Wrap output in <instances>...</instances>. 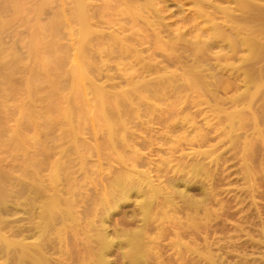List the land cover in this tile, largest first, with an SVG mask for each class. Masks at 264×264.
<instances>
[{"label": "rangeland", "instance_id": "obj_1", "mask_svg": "<svg viewBox=\"0 0 264 264\" xmlns=\"http://www.w3.org/2000/svg\"><path fill=\"white\" fill-rule=\"evenodd\" d=\"M87 1H90L88 2L91 8V10L89 9L90 14L95 17L103 14L104 17L102 18L100 16V18L97 16V19L95 18V24L91 26L92 30L90 28L89 31L91 33L81 34L80 25H78V22L74 19V16H72L76 12V6L73 0H0V30L4 28L0 31V66L3 65L0 67L2 68L0 69V72H2L0 73V96L3 94L2 97H0V111L2 109L8 114L5 113V122L2 121V123H5V126L3 124L0 126V141L2 140L0 142V175L3 174L1 176L0 192L4 190L2 194H4L3 192L6 194L5 189L12 191H8L10 192L8 193L9 196L6 197L7 199L5 198V200H3L4 202L0 198V217L6 222L14 218L16 220L20 219L17 225L25 226V228L31 226L33 223L31 214L25 212L24 207L21 205L17 211L12 210L11 206L16 202L20 204L21 202H26L28 198L26 195L30 194L28 190L31 186L36 185L34 182L36 181V183H38L42 178V180L47 182L53 173L54 166H59L60 171H62L60 172L61 175L66 174L65 176L63 175V177L61 176L62 178L59 182V186L61 185V190L73 192L77 201L75 206L80 212L78 229L76 232L69 230V239L66 237L67 240H65L63 248H65L67 252L70 251L69 254L73 257L70 263L80 264L78 256H81L85 252L83 245L86 239L83 237H86L85 233L92 228V223L94 226H100L102 223L107 225L108 233L111 237H116V232L122 233L124 230L136 229L143 224L139 210L140 201L144 198L142 193L139 194L137 191H133L127 201H119V206H115V203H113V205L115 204L114 206L110 204L108 209L101 202L105 193L112 188L111 180L117 173L125 168V162L118 159V153L123 154V157L125 156L124 160L127 161L126 159H128L129 152H132L137 146V149H135L138 151L140 150L139 154L142 157L139 159V166L137 169L141 172L148 173L153 180V184L160 185L161 188L168 185L164 177H158L162 171H165L164 175L167 176V178H173L178 182L176 189L185 190V194L191 195L187 197L184 196L183 198L177 193L176 196H174L175 194L172 193L173 191L168 187L166 190L170 191L171 195H173L171 196L172 201L174 199L173 203L177 201V205H181L183 201L185 204L193 203L195 200L196 202L200 200L199 202L201 203L203 199L205 202L208 201L207 204L205 202H203V204L198 202L199 209L197 213L195 209L188 210L180 207L178 210L169 212L173 215V220L167 223V229L164 233L159 229L157 230L161 221V215H159L156 221L151 220L152 222L148 226L149 230L147 231L150 234H148L149 236L147 235L150 237V240L149 238H145V245L152 249L145 256L144 264H209V258H211L212 255L214 256H212V258L218 260L216 264H241L242 262H239V260H245L243 262L244 264H264V59L261 60L264 56L257 57L260 59L259 61L254 56L249 58V50H246V47L243 48V46L240 45H237L236 49L234 48L235 51L232 50L231 53V50H229L230 47L226 45L227 43H222V45L219 44L214 46L209 54L196 59L193 57L190 50L182 51L178 49L175 52L169 48L162 49L159 46L162 42H158L155 37H151L147 40L141 39L140 42H135L131 37L133 33L132 29L133 31L136 29L133 28L134 21L131 19V14L123 9L122 0ZM205 1L207 3L211 1L213 5H208L204 11H198L194 0L158 1L159 7L164 8L161 14L166 17L165 26L169 27L167 28L169 32L176 30L175 32L173 31V33H176L180 30L182 33H186L187 38L190 39L195 34L204 31L206 32V35L203 34L204 39L215 32H222L223 30L229 32V30L232 31L231 27H239L238 29L241 30V34H239L240 37L244 36L243 33L245 31L252 29L253 32L247 31L248 34L250 32L251 35L252 33L254 34V32L257 34L259 33V36L255 33L252 39L254 38L253 40L258 42L263 41L262 43H264V11L259 8L261 7L264 10V0H251L253 1V4H251L253 6L248 9L242 8L234 1ZM256 3H258L259 6L256 5ZM106 5L108 7H106ZM113 6L114 8H110ZM121 7L122 9H120ZM257 9H259V11ZM255 10L256 12H254ZM17 11L18 13L19 11L23 12L24 15L21 12L17 14ZM64 11L65 14H63ZM246 11L250 12H247L248 15L250 14L249 16L246 15ZM257 11L260 13L258 14ZM197 12H202V14H198ZM227 14L235 16L234 20L233 17L230 18ZM15 15H20V18L18 16L15 17ZM21 15L23 17H21ZM243 15H245L244 19ZM250 16L252 19L249 18ZM57 17L62 20L65 19L66 23L63 21L64 24L61 21L62 24H60V19ZM256 17L259 18L257 19ZM239 18L241 19L239 20ZM247 18L248 20L250 19V24L244 21ZM53 20H57L60 27L57 26V33L48 36L46 41L48 40V43L51 44L55 42V47L58 46L59 48L44 51L45 53L48 52L46 56L44 52L38 56L33 50L45 48V44L41 42L44 40L41 39L38 32L40 28L43 29L46 28V26H50L52 24L50 22H54ZM75 23L78 26H76ZM135 23L137 24L136 27L143 26L142 19ZM63 24L64 26H62ZM34 31L36 32L34 33ZM115 34H119L122 38L126 39H124L125 42L127 41L126 44L133 48L131 53L125 54L121 49L117 50L119 47H115L111 50V47H109L110 41L107 39L109 35V37H111V35L113 36ZM54 36L56 37L54 38ZM168 39V37L163 38L164 41ZM38 40H40L42 44H40ZM105 43L108 44L107 47ZM235 44H238V42L236 41ZM62 45L64 46L62 47L64 50L67 49L66 51L60 48ZM79 46H82L81 50L84 51V54H82L83 51L81 52L79 50ZM34 47L35 49H33ZM104 48H106V50L107 48L110 49L111 53L110 51L103 52ZM57 49L58 51L62 49V52H57ZM79 51L80 53H78ZM107 52L109 54H107ZM35 54L36 56H34ZM80 54H82V56ZM88 54H90V56ZM40 56L44 58L39 60ZM86 56L89 60H87ZM247 56L249 59L246 58ZM61 58L66 60L64 64ZM80 59L83 67L86 65L83 71L87 73V79L84 81L86 85L80 84L79 86V83L77 85L75 82L76 77L71 72L74 69L82 67ZM86 61L89 66L85 63ZM202 63H204V65ZM253 64L255 66H253ZM58 65L60 66L58 67ZM153 65H155V67L166 66L168 72H165L166 68L161 70L163 73L165 72L166 75H171L173 74L171 72L175 71L174 73L176 74H185L186 76V71H192L197 65V68L200 66L202 68L203 66H208L209 73L213 77L210 75L211 77L207 79L214 80L212 89V91H215L214 94L212 93L214 96L211 94L208 96L209 98L204 97L205 95L199 98V95L189 88L183 90L180 97H175L174 95L169 96L166 100H163L161 104V108H163L164 112L159 115L158 119L153 116V120H150L151 122L147 124L149 126L147 129L143 126V129L146 130L143 134H141L139 130V122L142 120L147 121L149 116H144L142 115L143 112H141L140 117H134V114L137 113V107H129L131 112L130 110L128 111L131 114L136 111L131 115L132 124L134 126L130 125L131 128L128 130L131 131L130 133L133 132L134 136L136 135L133 147L136 146L134 148L131 147V151L129 149V151H124V147L121 146L122 143H120V147H117L116 151L111 149L102 150L103 145L106 144L109 139V135L105 130H99L96 133L90 132L92 129H90L91 126L89 128V125L94 124L91 122L89 124L87 123L88 121L85 120H87V113L90 112L91 107L84 108L83 102L77 100L78 98L76 96L73 98H75L79 104L73 101L75 102L73 104L74 108L77 105L76 108L82 111L80 112V110L78 111L75 108L76 113L74 112V114L81 115L74 116V114L71 113L74 109L69 111L68 114L62 111L68 107L69 102L66 101V99L69 98V96L75 95L76 92H78L79 95L81 90L79 88L87 87L90 90L88 94L91 99L88 98L90 101L92 100L91 104H93L95 102L92 98H95L94 95L98 89V87L92 88L93 84L103 86L104 88L106 87L107 90L117 83H125V85H121V87H126V80L130 75L134 76ZM48 66L52 67L49 68ZM4 67H7L4 69L5 71L3 70ZM252 67L256 68L254 69ZM27 69L29 73H27ZM59 70L62 71L63 74ZM55 74L56 77L54 76ZM153 75L149 74L147 76H158L156 74ZM32 80H35V84H33ZM182 83L187 84L185 81ZM35 85L40 87L37 88ZM33 89L34 91L31 92ZM118 89L121 90L122 88L117 86L116 90L111 91L118 92ZM8 93H10V95ZM244 93L247 95H244ZM11 95L13 96L9 98ZM5 97H8V99ZM63 97L65 99H61ZM57 101L58 103H62L61 101H63V105L66 103L65 107L61 104L63 109L58 107L62 109L60 114H58L59 111L55 109L59 105L57 104L54 107ZM19 102L21 104H19ZM81 106L82 109L80 108ZM33 108L35 110L37 109L36 113ZM55 110L57 112L52 113V111L55 112ZM4 112L1 111L0 113L4 114ZM240 112L241 116L234 115ZM158 113L160 112L155 114L158 115ZM61 114L64 115V118L66 116L65 119H67V121L62 118ZM37 115H39V118H37ZM0 116L3 115L1 114ZM51 116H56L58 120L55 119L56 117L52 118ZM73 117H75V121ZM40 118L41 120L51 118L48 120L51 123L46 121L45 123H48L46 127L43 120L42 123H38L41 122ZM0 119H3V117ZM28 119L32 120L33 122H31L33 125L37 127L30 123V125L28 123L27 125L23 124V122L26 123ZM38 119L40 121L36 122ZM52 119L53 121L55 119L53 123L51 121ZM77 119H80L81 122ZM82 121H84L85 124ZM35 122L38 123L39 126L42 124L45 126L43 127L42 125L43 128L40 127L41 130H39V126ZM49 123L51 126H49ZM81 123L84 124L81 125L82 128H84L83 130L82 128H78L81 127L79 126ZM169 123L172 124L170 128L168 127ZM234 124H236V126ZM237 124H239V126L240 124L243 125L239 127ZM2 126L4 128H2ZM29 126L30 128H28ZM235 127L239 129L237 128L236 130ZM21 128L25 129L22 130ZM72 128H74V133H76V135L68 133L67 129L70 130ZM77 128L81 130H76ZM19 129L22 132L24 131L22 135H27V138L22 135L19 136L21 133H19ZM44 129L45 131L43 132ZM34 130H36L38 134L36 131L34 133ZM64 131H67L65 133L69 134V138L66 136L68 134H63ZM13 132L16 133V135ZM2 133L4 134L2 135ZM12 135H15V138L17 136L19 139L17 140L20 141V144L15 142L17 140H14ZM21 136L24 141V138H26V140L28 139L29 142L26 141V144L27 142L31 144V138H34V136L36 139L34 141L32 139L33 144H28V147L31 146L28 148L25 143H23L24 141L21 139ZM2 137L6 139L3 140ZM11 137L14 140H12L14 145L11 144ZM72 137L74 138L72 139ZM65 138L67 139L65 140ZM131 139L133 140L134 138ZM8 141L10 142L8 145L13 146L10 147L6 145L5 142L8 143ZM17 144L18 147H16ZM140 144H146L145 148H140ZM86 145L88 148H86ZM249 150H251V152H249ZM61 163H63V166ZM194 166H200L202 170V172H200L201 176L200 174L194 176L193 170L197 168ZM31 167L35 172L30 170ZM36 167L38 168L35 169ZM24 169L30 171H24ZM38 171H40V173ZM26 173H31L30 175L32 176L30 177L33 180L30 177H24ZM67 176L70 177V181L68 182L65 179ZM22 177L25 178V180ZM28 178H30L32 182ZM3 179L4 181H2ZM183 180L187 182L189 180V187ZM69 182L75 183V186H73L74 184L70 186L68 184ZM26 186H28L29 189ZM144 187L145 190L148 188L146 186ZM2 194L0 193V195ZM211 198L212 201H210ZM38 199L36 203L41 200V198L40 200ZM5 202L8 204L6 205ZM5 205L6 208L9 207L11 211L6 210ZM38 205L39 203L37 204V210H39ZM109 208L112 210L111 212ZM213 208L217 209L214 210ZM106 211H109L111 214H109V212L106 213ZM226 211H228V214H226ZM186 214H189L188 217H190L188 218ZM204 214H207V216ZM214 214L215 216H213ZM4 217L7 220L4 219ZM197 218L199 220L200 218L203 219L198 221ZM194 221H196L197 224L200 222L203 227H200L199 224L198 226L200 228L197 225H195L194 228ZM184 225H188L191 233L189 234L190 236L188 233L179 234V230H181L180 226ZM186 226L184 227L185 229ZM196 227H198L199 230ZM8 230L6 227L2 230L5 232L1 231L0 234L5 236L9 234L10 236L12 230ZM158 232H160V236ZM182 234L185 236L181 237ZM157 235L160 237L158 240ZM153 237L156 238V240ZM192 237L195 240H193ZM196 237L199 239H196ZM152 238L154 239L153 241ZM179 241L188 246V248L185 249L187 251L189 250L188 252L178 247ZM93 246L94 244L90 245V247ZM121 252L122 250L116 247L115 251L109 254L108 257L111 264L130 263L128 259L123 260V254H121ZM183 252L186 254V257L184 255L183 257L181 256L184 254ZM57 256L59 257L58 254L56 257ZM221 256H223V258ZM184 258L185 260L182 261ZM220 258L224 259V262ZM3 260L4 258L0 260V264H4L3 262L5 260ZM219 260L220 262L222 261V263H220Z\"/></svg>", "mask_w": 264, "mask_h": 264}, {"label": "bare ground", "instance_id": "obj_2", "mask_svg": "<svg viewBox=\"0 0 264 264\" xmlns=\"http://www.w3.org/2000/svg\"><path fill=\"white\" fill-rule=\"evenodd\" d=\"M121 1V0H120ZM160 0H122L123 2V9L125 11H127V13H130L131 14V19L134 21V26L133 28L135 29L133 31L132 29V40L133 41H137V42H140L141 39L142 40H147V39H150L151 37H155L157 38L158 42H162L160 43V47L163 49V48H169L170 50H173V51H177L178 49L182 50V51H187V50H190L193 57H195L196 59L198 57H203L204 55H207L209 54V52H211V49L216 46V45H219L222 43H227L226 45H228V47H230L229 50H231V53H232V50H234V48L236 49V46L237 45H240V46H243L246 47L247 49L246 50H249V58L251 56H254L256 57V59H258V61L260 60L259 56H264V43L262 42H258L256 40H253L252 37L253 35L256 33L254 32V34L252 33L251 35V32L248 34L249 31H252L253 30H247L245 31L243 34L244 36H241L239 34L240 33V29H238L239 27L237 28H232V31L229 30V32H225L224 30L222 32H215L213 34H210L208 37H205L203 39V34L206 35V32L202 31L201 33H198V34H195L194 36H192L190 39L187 38V34L186 33H182L180 30H178L176 33H173V31H170L169 32V27L165 26V15H162L161 12L164 11V8L162 7H159V2ZM208 1V0H207ZM220 1V0H219ZM223 1V0H222ZM224 1H234V2H237L239 4V6H241L242 8H245V9H248L250 7H252L253 5V1L251 0H224ZM257 1V0H255ZM254 1V2H255ZM21 2V1H20ZM75 6H76V12L74 15V19L78 22V25H80V33L81 34H88V32L90 31V28L92 30V25L95 24V18L97 16H101L102 18L104 17L103 14L102 15H97L96 17L92 14L89 13V9L91 10L90 6H89V3L90 1H87V0H73ZM121 2V3H122ZM211 2V1H209ZM207 3L205 0H194V3L196 4L195 6H197V9L198 11H204L205 8L208 6V5H211V3ZM259 2V1H258ZM22 3V2H21ZM114 3V2H113ZM260 3V2H259ZM264 3V2H263ZM25 4V2H24ZM213 5V4H212ZM217 5V4H216ZM219 5V4H218ZM256 5H258V3H256ZM111 6V5H109ZM215 6V4H214ZM237 6V5H236ZM255 6V5H254ZM259 6V5H258ZM106 7H108L106 5ZM122 7L120 9H122ZM167 7V6H166ZM221 7V6H220ZM256 7V6H255ZM16 8V7H15ZM110 8H114L113 7H110ZM228 8V7H227ZM236 8V7H235ZM262 11H264L261 7H259ZM19 9V7H18ZM93 9V8H92ZM226 9V8H225ZM239 9V8H238ZM237 9V10H238ZM254 9V8H253ZM17 10V9H16ZM65 10V9H63ZM123 10V11H124ZM228 10V9H227ZM259 11V9H257ZM260 10V11H261ZM75 11V9H74ZM243 11V10H242ZM257 11V12H258ZM21 11H19L20 13ZM24 12V10H23ZM23 12H21L23 14ZM119 12V10H118ZM122 12V11H121ZM232 12V11H231ZM248 13H250L249 11H246V15L249 16ZM256 12V10L254 11ZM18 11H17V14H19ZM25 13V12H24ZM61 13V12H60ZM94 13V12H93ZM124 13V12H123ZM198 14H202V12H197ZM229 13V12H228ZM243 13V12H242ZM260 12H258L259 14ZM26 14V13H25ZM65 14V11L64 13ZM97 14V13H96ZM196 14V15H198ZM257 14V13H256ZM263 14V13H261ZM24 15V14H23ZM195 15V16H196ZM228 16L233 17V20H234V17L235 16H231V14H227ZM264 15V14H263ZM16 16H20V15H15ZM259 16V15H258ZM21 17H23L21 15ZM100 17V18H101ZM238 17H241V16H238ZM260 17V16H259ZM259 17H256L257 19ZM20 18V17H19ZM58 18V17H57ZM56 18V19H57ZM245 18V15H243V19ZM250 19L251 16L249 17ZM263 18V17H262ZM60 19V18H58ZM57 19V20H58ZM97 19V18H96ZM99 19V18H98ZM143 20V26H138L136 27V21H139V20ZM194 19V18H193ZM241 18H239L240 20ZM250 19L248 20V18L246 20H244L245 22H247L248 24ZM57 20H53L54 22H50L52 23L50 26H46V28H43L41 29L40 28V31L38 32L41 39H43L44 41H41L42 43L45 44V48L44 49H36V50H33L35 49V47L32 49L34 51V53H36L38 56L42 54V52L44 51H47V50H54L55 48H59L58 46L55 47V42L54 44L52 43H48V40L46 41L47 37L50 36L51 34H55L57 33V29L59 26ZM262 20V19H261ZM59 21V20H58ZM61 21H65L66 23V20H62L60 19L59 23H61ZM243 21V20H242ZM252 21V20H251ZM100 22V21H98ZM97 22V23H98ZM229 22V21H228ZM231 22V21H230ZM238 22V21H237ZM244 22V23H245ZM64 23V22H63ZM64 23V24H65ZM233 23V22H231ZM246 23V24H247ZM260 23V22H259ZM58 24V25H57ZM64 24L62 26H64ZM76 24V23H75ZM243 24V23H241ZM247 24V25H248ZM70 25V24H69ZM76 24V26H78ZM1 26V25H0ZM42 26V24H41ZM259 26V24H258ZM261 26V25H260ZM60 27V26H59ZM264 27V26H263ZM62 28V27H61ZM60 28V29H61ZM244 28V27H243ZM241 28V29H243ZM255 28V27H254ZM2 29V28H1ZM4 29V28H3ZM2 29V30H3ZM94 29V28H93ZM171 29V28H170ZM0 30V31H2ZM246 30V29H245ZM61 31V30H60ZM78 31V30H77ZM176 31V30H175ZM174 31V32H175ZM201 31V30H200ZM255 31V30H254ZM36 31H34L35 33ZM94 32V31H93ZM150 32V33H148ZM258 32V31H257ZM36 33V34H38ZM91 33V32H89ZM167 35H166V34ZM227 33V34H226ZM246 33V35H245ZM263 33V32H262ZM78 34V33H77ZM165 34V35H164ZM257 34V33H256ZM259 34V33H258ZM257 34V35H258ZM262 35V34H260ZM53 36V35H52ZM57 36V35H56ZM54 36V38L56 37ZM80 36V35H78ZM82 36V35H81ZM110 36V35H109ZM108 36V41H110L109 43V47H111V50H113L115 47H119L117 50H120L125 53V54H129L133 51V48L129 45L126 44L125 42V38H122L119 34H115V35H111V37ZM259 36V35H258ZM32 37V36H31ZM37 37V36H36ZM35 37V38H36ZM60 37V36H59ZM86 37V35H85ZM129 37V38H131ZM165 37H168L169 39L167 41H164L163 38ZM235 37V38H233ZM87 38V37H86ZM107 38V37H106ZM264 38V36H263ZM97 39V38H96ZM125 39V40H124ZM32 40H33V37H32ZM261 40V39H260ZM39 43H40V40H38ZM55 41V40H54ZM60 41V40H59ZM103 41V40H102ZM164 41V42H163ZM238 42V44H235V42ZM32 42V41H31ZM78 42V41H77ZM104 42V41H103ZM234 42V44H233ZM34 43V42H33ZM32 43V44H33ZM40 43V44H42ZM31 44V45H32ZM84 44V43H83ZM106 44V43H105ZM58 45V44H57ZM108 44H106V47H107ZM44 46V45H43ZM78 46V45H76ZM90 46V45H89ZM39 47V46H38ZM64 47L63 45L60 47L62 48ZM79 50L82 52L83 50L82 49V46H79ZM85 47V45H84ZM66 48V47H65ZM86 48V47H85ZM63 49V48H62ZM61 49V50H62ZM58 51L57 49V52H62V51ZM67 49H63V51H66ZM88 50V48H87ZM91 50V49H89ZM80 51L78 53H80ZM106 52V51H110V49L107 48H104L103 52ZM115 52V51H114ZM45 53V52H44ZM43 53V54H44ZM48 53V52H46ZM46 53H45V56H46ZM56 53V52H55ZM88 53V52H87ZM90 53V52H89ZM111 53V51H110ZM248 53V52H247ZM36 54L34 56H36ZM77 54V53H76ZM75 54V56H76ZM84 54V51L83 53ZM82 54H80L82 56ZM107 54H109L107 52ZM65 55V53H64ZM63 55V56H64ZM86 55V54H85ZM90 56V54H88ZM32 56V55H31ZM32 56V57H34ZM44 56V55H42ZM44 56V57H45ZM62 56V54H61ZM80 56V58H81ZM43 57V58H44ZM66 57V56H65ZM65 57H63L64 59H66ZM74 57V55H73ZM253 57V58H254ZM35 58V57H34ZM41 58V56L39 57V60L40 59H43ZM87 58V56H86ZM248 58V56L246 57ZM248 58V59H249ZM62 59V58H61ZM62 59L64 62H62L63 64L65 63L66 60ZM82 59V58H81ZM81 59H80V62H81ZM84 59V58H83ZM246 59V60H248ZM252 59V58H251ZM250 59V60H251ZM264 59L263 57L261 58V60ZM87 60H89L87 58ZM245 60V59H244ZM47 61V59H46ZM252 61V60H251ZM1 62V61H0ZM44 62V61H43ZM202 62V61H201ZM48 63V62H47ZM60 63V61H59ZM58 63V64H59ZM61 63V64H62ZM87 63V61L85 62ZM84 63V64H85ZM205 63V61H204ZM204 63H202L204 65ZM4 64V63H2ZM44 64V63H43ZM51 64V62H50ZM251 64V63H250ZM257 64V63H255ZM47 65V64H46ZM88 65V63H87ZM202 65V66H203ZM3 66V65H1ZM0 66V67H1ZM60 65H58L59 67ZM81 66L80 68L78 69H74L71 73L74 74V76L76 77V83L78 85L79 83V86L80 84L81 85H86L84 83L86 76H87V73H85V71H83V69H85V67H83L82 65V62H81ZM89 66V65H88ZM198 66V65H197ZM194 67L192 71H189V74H188V71H186L187 73V76L184 74H176L174 72H171L173 74L171 75H166L165 72H168L167 71V67L166 66H163V67H155V65L149 67L148 69H144V71H141L139 72L138 74L134 75V76H129V78L126 80V87H121V85H125V83L121 84V83H117L116 85H112L111 88H109V90L106 89V87L104 88L103 86H99V85H96V84H93L92 85V88L93 87H98L97 89V92L95 93V98H92L94 99L93 101L95 103L91 104L92 100L90 101V97H89V92L90 90L87 88V87H82V88H79L81 89L80 92H79V95H78V92L75 93V95L73 96H69V98L66 99V101L69 102L68 104V107L64 110L62 108V103H64L63 101H61L62 103H55L54 104V107L58 104L59 106H57V108H55L57 111H59L58 114H60L61 110L64 111L65 113L68 114L69 111L73 110L71 113L74 114V112L76 113V106L74 108V103L73 101H76L75 98H73L74 96H76L78 99L77 100H81L82 104L84 105L83 107L84 108H90V112L87 113V117L85 121H88L87 123L90 124L93 123L94 125H89V128L91 126L90 129H92L90 132L92 133H96L97 131L101 130H105L108 135H109V139L107 141L106 144L103 145L102 147V150L103 149H111V150H115L117 149V147H120V143H122V147H124V151H127L128 149L130 150L131 147H133V145L135 144L134 140H135V136L132 133H130L131 131H128L130 130L129 128H131V126H134L132 124V118H131V115H133L136 111L137 113L136 116L134 114V117H140L141 115V112H143L142 115L144 116H149V119H147V121H144L142 120L141 122H139V130L141 132V134H143V132H146V130L143 129V126H145L144 128H148L149 126L147 124H149V122H151L150 120H153V116L154 117H157V119L159 118V115L161 113L164 112L163 108H161V104H162V101L163 100H166L169 96L171 95H174L175 97H180L181 94H182V91L183 90H186V89H191L193 91H195L198 95H199V98H202V96L204 97H208L209 95H211L212 93L214 94L215 91H212L213 89V82L214 80H209L207 78H210L212 75L209 73V67L208 66H203V68L199 67L197 68ZM253 66H255L253 64ZM49 67V66H48ZM52 67V66H51ZM49 67V68H51ZM250 67V66H249ZM7 68V67H4L3 70ZM48 68V69H49ZM62 68V67H61ZM165 72L163 73V71H161L162 69H165ZM252 68H256V67H252ZM2 69V68H0ZM60 69V68H58ZM66 69V68H65ZM89 69V68H88ZM253 69V70H254ZM155 70V72H154ZM5 71V70H4ZM27 73L28 72V69L26 70ZM60 71V70H59ZM258 71V70H257ZM33 72V71H32ZM37 72V71H36ZM50 72V70H49ZM62 73V71H60ZM67 72V71H66ZM136 72V71H135ZM151 72V73H150ZM162 72V73H161ZM208 72V74H207ZM255 72V71H254ZM261 72V71H260ZM2 73V72H0ZM48 73V72H47ZM35 74V73H34ZM37 74V73H36ZM63 74V73H62ZM72 74V75H73ZM153 75V74H156L158 76L156 77H150V76H147V75ZM262 74V73H261ZM29 75V74H28ZM61 75V74H60ZM211 75V76H210ZM255 75V74H254ZM33 76V75H32ZM52 76V75H51ZM56 77V74L54 75ZM58 76V75H57ZM154 76V75H153ZM209 76V77H208ZM262 76V75H261ZM148 77V78H147ZM150 77V78H149ZM213 77V76H212ZM32 78V77H31ZM54 78V77H53ZM253 78V77H252ZM258 78V77H257ZM35 79V78H34ZM56 79V78H55ZM188 79V80H187ZM260 79V78H259ZM258 79V80H259ZM37 80V79H36ZM33 81V80H32ZM31 81V82H32ZM35 81V80H34ZM33 81V84H35ZM185 81L187 82V84H183L182 82ZM257 81V79H256ZM264 81V80H263ZM37 82V81H36ZM74 83V82H73ZM256 83V82H255ZM38 85V84H37ZM36 86V85H35ZM78 86V87H79ZM117 86H120V88H122L121 90H119L118 92H113L111 90H116ZM37 87V86H36ZM40 87V86H39ZM37 87V88H39ZM77 88V87H76ZM91 88V89H92ZM32 89V88H31ZM248 89V88H246ZM4 91V90H3ZM26 91V90H24ZM34 91L31 90V92ZM38 91V90H36ZM93 91V90H92ZM246 91V90H245ZM2 92V91H1ZM248 92V91H247ZM3 93V92H2ZM6 93V92H5ZM11 93V91H10ZM10 93H8L10 95ZM94 93V91H93ZM243 93V92H242ZM13 94V93H12ZM32 94V93H31ZM212 94V95H213ZM246 93H244L245 95ZM3 95V94H2ZM2 95L0 97H2ZM69 95V94H68ZM67 95V96H68ZM247 95V94H246ZM13 95L9 96L12 97ZM93 96V97H94ZM214 96V95H213ZM90 99H89V98ZM4 98V97H3ZM2 98V99H3ZM8 99V97H5ZM66 98V96H65ZM64 97L61 98V99H65ZM209 98V97H208ZM6 100V99H4ZM201 100V99H200ZM65 101V102H66ZM73 102V103H72ZM3 103V102H2ZM78 102L76 101V104ZM19 104H21L19 102ZM62 104V105H61ZM79 104V103H78ZM18 105V104H17ZM66 103L63 105L65 107ZM2 106V105H1ZM137 107V110L135 111L134 109V113L132 112V114L130 113L131 112V109H129V107ZM21 107V106H20ZM34 107V106H33ZM50 107V106H49ZM52 107V106H51ZM53 107V108H54ZM61 107L62 109H59ZM30 108V107H29ZM82 109V106L80 107ZM127 108V109H126ZM143 108V109H141ZM34 109V108H33ZM50 109V108H48ZM59 109V110H58ZM77 109V108H76ZM35 110V109H34ZM52 110V109H51ZM55 110V112L52 111V113H56L57 111ZM78 111L80 109H77ZM86 110V109H85ZM130 110V112L128 111ZM132 110V111H133ZM143 110V111H142ZM1 111L4 112V110L1 109ZM0 111V112H1ZM6 111V110H5ZM37 109L35 110V113H36ZM82 110H80L81 112ZM44 112V111H43ZM47 112V111H46ZM51 112V111H50ZM63 112V113H64ZM124 112V113H123ZM157 112H160L158 113V115H156L155 113ZM5 113H0V115L2 114L3 116H0L3 117V119H0L1 120V124L0 126L3 124L5 126V123H2V121H4V116H5ZM62 113V114H63ZM7 114V113H6ZM26 114V113H25ZM57 114V115H58ZM61 114V115H62ZM83 114V113H82ZM8 115V114H7ZM27 115V114H26ZM33 115V114H31ZM75 115H78V114H74ZM81 115V114H80ZM78 115V116H80ZM234 115H240L241 116V112L240 113H236ZM36 116V115H35ZM39 118V115H37ZM64 115H62V118L65 119L63 117ZM238 116V117H240ZM52 117V116H51ZM56 116H53L52 118H55ZM71 117V116H70ZM85 117V116H84ZM237 117V116H236ZM8 118V117H7ZM36 118V119H37ZM42 118V117H41ZM40 118V120H41ZM59 118V117H58ZM75 117H73V120H74ZM151 118V119H150ZM31 119H32V116H31ZM51 118L49 119H42L44 122V124L46 125L47 127V124L45 123L46 121L50 120ZM56 120L57 117L55 118ZM54 119V121H55ZM232 119V118H231ZM7 120V119H6ZM34 120H35V117H34ZM39 119L36 121H40ZM42 120L41 122H38V123H42ZM67 121V119H65ZM80 121V119H77ZM82 120V119H81ZM25 121V120H24ZM27 121V120H26ZM32 120H29L25 123L23 122V124L27 125V123L29 124H32L33 125V121L31 122ZM52 123L54 122L53 119L51 120ZM75 121V120H74ZM78 121V122H79ZM158 121V120H157ZM240 121V120H239ZM238 121V122H239ZM5 122V121H4ZM35 122V123H36ZM50 122V121H48ZM60 122V121H59ZM77 122V121H76ZM81 122V121H80ZM79 122V123H80ZM84 123V121H82ZM7 123V122H6ZM36 123L38 126L39 124ZM51 123V122H50ZM49 123V126H51V124ZM75 123V122H74ZM156 123V122H155ZM154 123V124H155ZM159 123V121H158ZM173 123V122H171ZM169 123L167 126L170 128L172 126V124ZM234 123H235V120H234ZM237 123V121H236ZM21 124V123H20ZM22 124V125H23ZM29 124V125H30ZM56 124V123H55ZM69 124V123H67ZM78 124V123H77ZM85 124V123H84ZM84 124H80L79 126L81 125H84ZM43 125V124H42ZM39 126V130L40 127ZM43 125V127L45 126ZM76 125V123H75ZM131 125V126H130ZM147 125V126H146ZM236 126V124H234ZM243 125V124H242ZM240 124V126H242ZM21 126V125H20ZM35 127H37L36 125H33ZM69 126V125H67ZM87 126V125H86ZM237 126H239V124H237ZM239 126V127H240ZM42 127V128H43ZM45 127V128H46ZM78 127V126H76ZM84 127V126H83ZM230 127V126H229ZM1 128V127H0ZM2 128H4L2 126ZM6 128V127H5ZM8 128V127H7ZM20 128V127H19ZM30 128V126L28 127ZM78 128H82L81 127H78ZM76 129V130H79V129ZM88 128V129H89ZM238 128V127H237ZM237 128L235 127V129L237 130ZM10 129V128H9ZM8 129V130H9ZM22 129V128H21ZM25 128H23L22 130H24ZM34 129V127H33ZM49 129V128H48ZM84 128H82L83 130ZM152 129V128H151ZM239 129V128H238ZM1 130V129H0ZM3 130V129H2ZM29 130V129H28ZM50 130V129H49ZM81 130V129H80ZM79 130V131H80ZM4 131V130H3ZM2 131V132H3ZM7 131V130H6ZM36 130H34V133H35ZM45 131V129L43 130V132ZM68 133H71L72 135H76V133H74V128L68 130ZM67 131H64L63 134ZM231 131V130H230ZM229 131V132H230ZM5 132V131H4ZM9 132V131H8ZM21 132V133H20ZM27 132V131H26ZM37 132V131H36ZM6 133V132H5ZM12 133V132H11ZM14 133V132H13ZM19 136L22 135V133H24V131L22 132L20 129H19ZM33 133V134H34ZM46 133V132H45ZM68 133H65L68 134ZM4 133H2L3 135ZM10 134V133H8ZM16 135V133H14ZM32 134V135H33ZM38 134V132H37ZM137 134V133H136ZM15 135L12 137L14 138V140L18 139L17 136L15 138ZM26 135V134H25ZM29 135V134H28ZM199 135V134H198ZM226 135V134H225ZM24 136V134L22 135ZM21 136V137H22ZM27 136V135H26ZM24 136V137H26ZM38 136V135H37ZM42 136V134H41ZM63 136V135H62ZM67 138H69V134L66 135ZM65 136V137H66ZM0 137H1V131H0ZM11 137V144L14 145V143H12V140L13 138ZM20 137V138H21ZM78 137V135H77ZM82 137V136H81ZM228 137V136H227ZM3 138V137H2ZM27 138V137H26ZM25 141L23 140V137L21 138L25 143V145L28 147L29 145H32L33 142H32V139L33 141L36 139V137L34 136V138H31V144L28 143V139ZM29 138V137H28ZM65 138V140L67 139ZM74 137H72L73 139ZM80 138V137H79ZM131 138H134L133 140ZM1 139V138H0ZM6 139V138H5ZM3 138V140H5ZM70 139H71V136H70ZM234 139V138H233ZM13 140V141H14ZM19 140V139H18ZM17 140V141H18ZM30 140V139H29ZM38 140V139H37ZM61 140V139H60ZM64 140V141H65ZM2 141V140H1ZM0 141V142H1ZM15 141L16 143L20 144L19 142L20 141ZM26 141L27 144H26ZM39 141V140H38ZM38 141H35V142H38ZM82 141V139H81ZM84 141V140H83ZM59 142V141H58ZM85 142V141H84ZM237 142V141H236ZM15 143V144H16ZM144 143V142H143ZM6 145L10 144V142L8 141V143L5 142ZM18 144L16 145V147H18ZM29 144V145H28ZM58 144V143H57ZM64 144V143H63ZM84 144V143H82ZM86 144V143H85ZM147 144V143H146ZM146 144H140V148H145V145ZM11 145V146H13ZM73 145V144H72ZM10 146V145H8ZM10 146V147H11ZM34 146V145H33ZM64 146V145H63ZM62 146V147H63ZM75 146V145H74ZM73 146V147H74ZM136 146V145H135ZM134 146V147H135ZM15 147V146H14ZM21 147V146H20ZM19 147V148H20ZM31 147V146H30ZM28 147V148H30ZM100 147V146H99ZM133 147V148H134ZM137 147V146H136ZM135 147V148H136ZM13 148V147H12ZM60 148V147H59ZM86 148H88V146L86 145ZM133 149L132 152H129V156H128V159H126L127 161L124 160V157H123V154H120L118 153V159L122 160L123 162H125V168L120 171L119 173H117L115 175V177L111 180V186L112 188L107 191V193H105V196L103 197V199L101 200L102 204L104 206L108 207L111 205H113V203H115L114 205L117 206L119 203V201H127L129 199V196L130 194L133 192V191H137V193H142L143 194V199L142 201H140V207H139V210H140V213H141V221L143 222L142 225H140L138 228L136 229H129V230H124L122 233L120 232H116L117 236L116 237H111L108 233V227L107 225L105 224H101L100 226H94V224L92 223V228L87 231L85 233V236L86 237H83L86 239V241L84 242V245L83 247L85 248V252L81 255V256H78L79 257V263L80 264H111V261L109 260V254L113 253L115 251V248L118 247L120 250H122L121 254L122 257H123V260H129L130 263H127V264H144L145 262V256L150 252V250L152 248H149L145 245V238H149L150 240V237H148L150 234L147 232L149 229H148V226L150 225V223L152 222L151 220H155L159 218V215L160 216V224L157 228V230H161L163 233L164 231L167 229V223L168 222H171L173 220V215H171L169 212H171L172 210L175 211V210H178V208H184V209H195L194 211L197 213L198 209H199V203L200 204H203L204 199H203V202H199L195 200V202L193 203H189V204H185V202L183 201L181 205H177V201L175 203H173L172 199H171V192L166 190L168 189V187H170L169 189L172 190L176 196V194L178 193L179 196H182L184 198L189 196L187 194H185V190H178L176 189L177 188V181L174 180L173 178H167V176H165V171H162L161 174L158 176L159 178H163L165 179L166 182H168V185L165 186L164 188H161L160 185H155L153 184V180L151 179V176L146 173V172H141L137 169V167L139 166V159L142 158L139 154V151L136 150V149ZM22 149V147H21ZM33 149V148H32ZM97 149V148H96ZM23 150V149H22ZM25 150V149H24ZM86 150H89V149H86ZM99 150V149H98ZM101 150V149H100ZM128 150V151H129ZM76 151V150H75ZM131 151V150H130ZM72 152V151H71ZM85 152V151H84ZM120 152V151H119ZM249 152H251V150H249ZM25 153V152H24ZM101 153V152H100ZM122 153V152H121ZM124 153V152H123ZM35 154V153H34ZM85 154V153H83ZM251 156V155H250ZM254 156V155H253ZM250 159V158H249ZM33 160V159H32ZM64 160V159H63ZM58 161V160H57ZM36 162V160H35ZM56 163V162H55ZM35 164V163H34ZM61 165L63 166V163H61ZM31 166V165H30ZM33 166V165H32ZM61 167V166H60ZM194 167H197V166H194ZM27 168V167H26ZM38 167H36L35 169H37ZM28 170V169H26ZM24 169V171H26ZM33 172H35L34 169H31ZM28 170V171H30ZM194 176H198V174H200L201 176V173L202 170L200 168V166H198L197 168H195L194 170ZM204 171V170H203ZM2 172V171H1ZM31 172V173H33ZM40 173V171H38ZM62 171H60L59 169V166H54L53 168V173L51 174V177L50 179L46 182L45 180H40L38 181V183H36V181L34 182L36 185L35 186H31L30 189L28 186H26L29 190H28V193L30 192V194H28L26 191V193L28 195H26L28 198H27V201L26 202H21L20 203H13L14 205L11 206V209L12 210H19V206H23L24 207V210L25 212L31 214V219H32V225L29 226V227H26L25 226H20V225H17V223L20 221V219H13L11 221L8 220V222H6L5 220H3V218L0 217V232L2 230H4L6 227H7V230L9 228V230H12V233L11 235L9 236H5V235H1L0 234V260L2 258H4V264H72L70 263V260L71 258V254H69L70 251H66L65 248H63V244L65 242L66 237H68L69 239V230H72V231H75L78 229V222H79V219H80V212L77 210L76 208V198L74 197L75 195L73 194V192H66L65 190H61L62 187L59 186V182L61 180V178L63 177V175H61ZM30 173V174H31ZM38 173V174H39ZM207 173V172H206ZM251 173V172H250ZM5 174V173H4ZM8 174V173H7ZM28 173H26L24 177H30L32 175H30ZM3 175V174H2ZM0 175V183H1V176ZM24 175V174H23ZM37 175V174H36ZM66 175V174H65ZM64 175V176H65ZM35 176V175H34ZM43 176V175H42ZM62 176V177H61ZM5 177V176H4ZM39 177V176H37ZM69 176H67L66 181H70V177L68 178ZM23 178V177H22ZM31 178V177H30ZM28 178V179H30ZM36 178V177H34ZM196 178V177H195ZM25 180V178H23ZM27 179V180H28ZM32 179V178H31ZM30 179V180H31ZM69 179V180H67ZM26 180V181H27ZM33 180V179H32ZM31 180V182H32ZM72 180V179H71ZM4 181V179L2 180ZM21 181V180H19ZM185 181V180H183ZM23 182V181H22ZM75 182V181H74ZM189 182V180H188ZM187 181H185V184L189 187V184ZM3 184V182H2ZM1 184V185H2ZM23 184V183H21ZM29 184V183H28ZM31 184V183H30ZM70 186L71 184H74L73 186H75V183H68ZM6 185V184H5ZM27 185V184H26ZM32 185V184H31ZM148 187L146 190L144 189L145 187ZM186 186V187H187ZM3 188V187H2ZM1 188V189H2ZM5 188H8V187H5ZM11 188V187H9ZM60 188V189H59ZM6 190V194L5 192H3L4 194H2V190L0 193L2 195H0V198L1 200H5V198L8 195V193L12 192L10 190ZM10 191V192H8ZM34 194V195H33ZM145 194V195H144ZM11 195V194H10ZM191 196V195H190ZM216 196V195H215ZM25 197V196H24ZM26 198V197H25ZM39 198V199H38ZM41 198V200H40ZM204 198V197H202ZM7 199V198H6ZM9 199V198H8ZM38 201L39 203V210H37V204L36 201ZM189 199V197H188ZM0 200V201H1ZM194 200V199H193ZM198 200V199H197ZM212 201V198L211 200ZM4 202V201H3ZM192 202V200H191ZM199 202V203H198ZM208 202V201H207ZM207 202H205L207 204ZM6 205L8 204L7 202H5ZM188 203V202H187ZM213 203V202H212ZM210 204V203H209ZM1 205V204H0ZM6 205H5V208H6ZM113 205V206H114ZM75 206V208H74ZM119 206V205H118ZM211 207V206H209ZM222 207V205H221ZM118 208V207H117ZM227 208V207H225ZM106 209V210H107ZM214 209V208H213ZM212 209V210H213ZM217 209V208H216ZM214 209V210H216ZM6 210H10L9 207L6 208ZM211 210V209H209ZM220 210V209H219ZM222 210V208H221ZM11 211V210H10ZM109 211L111 212L112 210H110L109 208ZM109 211H106V213H108ZM180 211V209H179ZM200 211V210H199ZM8 212V211H7ZM109 212V214H111ZM189 212V211H188ZM210 212V211H209ZM212 212V211H211ZM223 212V211H222ZM228 214V211H226ZM16 213V212H14ZM194 213V212H193ZM199 214V213H198ZM197 214V215H198ZM210 214V213H209ZM212 214V213H211ZM217 214V213H216ZM223 214V213H222ZM16 215V214H15ZM177 215V213H176ZM189 215V214H188ZM188 215L186 214V216L188 217ZM196 215V216H197ZM205 216H207V214H204ZM108 216V215H107ZM192 216V215H191ZM195 216V217H196ZM200 216V215H199ZM215 216V214L213 215ZM219 216V215H218ZM178 217V216H177ZM190 217V216H189ZM188 217V218H189ZM194 217V216H192ZM191 217V219H192ZM220 217V216H219ZM199 218V217H198ZM197 218V219H198ZM212 218V217H211ZM4 219H6L4 217ZM203 219V218H200V220ZM7 220V219H6ZM194 220V219H193ZM198 219V221H200ZM218 220V218H217ZM197 221V222H198ZM206 221V220H205ZM141 222V223H142ZM193 222V221H192ZM196 223V221H194ZM193 224L194 225V228H195V225H199L200 224V227H203L201 226L202 224L199 222L198 224ZM192 225V224H191ZM204 225V224H203ZM211 225V224H210ZM186 225L184 226H180L181 227V230H179V234L181 235V233H190L189 231V228H188V225L186 226V229L184 228ZM205 226V225H204ZM209 226V225H208ZM80 227V226H79ZM179 227V228H180ZM193 227V226H192ZM199 227V226H198ZM196 227L198 230L199 228ZM212 227V226H211ZM4 228V229H3ZM8 230V231H9ZM7 231V232H8ZM160 231V232H161ZM2 232H5V231H2ZM6 232V233H7ZM158 232V235L159 233ZM161 232V233H162ZM28 233V234H27ZM175 233V232H174ZM178 233V231H177ZM198 233V232H196ZM262 233V232H261ZM115 234V235H116ZM121 234V235H120ZM149 234V235H148ZM148 235V236H147ZM157 235V237H158ZM161 235V234H160ZM159 235V236H160ZM146 236V237H145ZM185 235L182 234L181 237H184ZM190 236V235H189ZM177 237V236H176ZM195 237V236H194ZM154 238V237H153ZM152 238V241L156 238L153 239ZM160 237L157 238V240L159 239ZM29 239H32V240H29ZM182 239V238H181ZM193 240H195L193 237H192ZM191 239V240H192ZM196 239H199L196 237ZM83 240V239H82ZM263 241V240H262ZM67 242V241H66ZM264 242V241H263ZM148 243V242H147ZM185 243V242H184ZM248 243V242H247ZM91 244H94L93 247H90ZM153 245V244H152ZM151 245V246H152ZM156 245V244H155ZM211 245V244H210ZM209 245V247H210ZM154 246V245H153ZM253 246V245H252ZM155 247V246H154ZM178 247L181 248V249H187L188 246L183 244V242L181 243V241H179V244H178ZM212 247V246H211ZM254 247V246H253ZM178 248V249H179ZM58 249V250H57ZM187 250H185L186 252ZM189 251V250H188ZM187 251V252H188ZM179 252V251H178ZM180 253V252H179ZM184 253V252H183ZM229 253V252H228ZM59 255V257L56 255ZM181 255V254H180ZM179 255V256H180ZM183 255L185 256L186 254H182L181 256L183 257ZM213 256V255H212ZM209 258L210 259V263L209 264H216V262L218 260H216V258ZM216 256V255H215ZM186 257V256H185ZM214 257V256H213ZM217 257V256H216ZM223 258V256H221ZM220 258V259H222ZM244 259V258H243ZM122 260V261H123ZM182 260V259H181ZM185 258L182 260L184 261ZM224 259H222L223 261ZM222 261L219 262L222 263ZM227 261V260H226ZM245 261V260H244ZM244 261H240L239 262H244ZM218 262V263H219ZM224 262V261H223ZM228 262V261H227ZM238 262V263H239ZM124 263V261H123ZM197 263V262H196ZM241 263V264H242ZM248 263V261H247ZM198 264V263H197ZM234 264V263H233ZM244 264V263H243ZM256 264V263H255Z\"/></svg>", "mask_w": 264, "mask_h": 264}]
</instances>
